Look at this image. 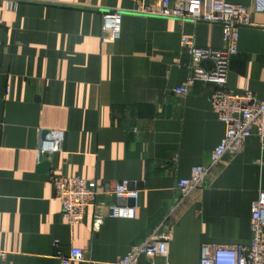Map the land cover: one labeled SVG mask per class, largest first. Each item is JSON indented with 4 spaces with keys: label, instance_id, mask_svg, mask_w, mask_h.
Wrapping results in <instances>:
<instances>
[{
    "label": "crops",
    "instance_id": "crops-1",
    "mask_svg": "<svg viewBox=\"0 0 264 264\" xmlns=\"http://www.w3.org/2000/svg\"><path fill=\"white\" fill-rule=\"evenodd\" d=\"M14 1L17 9L0 4V249L8 252L0 264H64L74 247L112 264L161 227L171 240L160 264H200L205 244L250 245L264 146L253 135L213 163L227 129L212 106L216 85L199 79L188 94L175 91L193 74L182 39L221 49L223 27L132 12L162 0ZM228 1L250 7L253 23L240 29L228 86L264 100V2ZM109 10L124 11L114 43L102 40ZM54 133L60 149L41 159ZM196 166L209 169L204 185L184 194L179 182ZM53 174L101 187L130 179L140 191L136 217L95 224L89 208L72 227Z\"/></svg>",
    "mask_w": 264,
    "mask_h": 264
},
{
    "label": "built area",
    "instance_id": "built-area-1",
    "mask_svg": "<svg viewBox=\"0 0 264 264\" xmlns=\"http://www.w3.org/2000/svg\"><path fill=\"white\" fill-rule=\"evenodd\" d=\"M4 1V0H3ZM137 2L138 0H130ZM262 3L264 0H255ZM2 0H0L1 4ZM56 4L58 0H41ZM9 9H17L19 1L6 0ZM132 12L142 15H155L177 18L180 21L192 20L195 23L219 24L224 30L225 47L221 49L203 47L189 37L182 39L183 47L192 60L193 74L185 85L175 89L176 93L186 95L197 80H204L216 85L211 97L214 111L226 124V135L213 154V163H217L227 152H239L245 141L256 135L264 146V100L256 93L246 89L236 93L228 86L230 64L238 53L240 29L253 25L252 9L241 3L228 0H170L142 2ZM124 11L109 10L103 14L102 40L114 43L121 34ZM206 62L211 68L203 67ZM62 137L54 133L41 146L40 153L60 149ZM209 169L196 166L190 177L182 179L178 188L188 194L203 187ZM55 187V196L60 201L63 218L72 226L81 223L89 208L94 209L95 224H100L108 217L133 219L139 205L140 191L130 179L114 181L99 186L79 176H51ZM100 195L114 199L113 203L99 200ZM253 239L248 246L205 244L202 249L200 264H264V191L252 205ZM171 235L162 227L150 235L141 245H135L125 256L119 257L112 264H140V258H147L146 264H160L161 259L169 255ZM8 252L0 249V259H5ZM64 264L81 262L99 264L90 259L87 250L74 247L69 256H62ZM167 264V263H166Z\"/></svg>",
    "mask_w": 264,
    "mask_h": 264
},
{
    "label": "water",
    "instance_id": "water-1",
    "mask_svg": "<svg viewBox=\"0 0 264 264\" xmlns=\"http://www.w3.org/2000/svg\"><path fill=\"white\" fill-rule=\"evenodd\" d=\"M47 133V131H43V138L45 139L46 137H45V134ZM43 139V140H44ZM42 157H43V154H41L40 155V158L42 159ZM40 166L43 168V170H47V168H49V166H50V162L49 161H43V162H41V164H40Z\"/></svg>",
    "mask_w": 264,
    "mask_h": 264
}]
</instances>
